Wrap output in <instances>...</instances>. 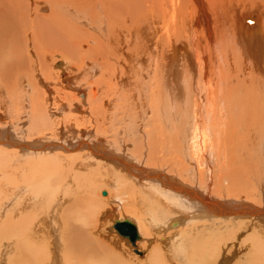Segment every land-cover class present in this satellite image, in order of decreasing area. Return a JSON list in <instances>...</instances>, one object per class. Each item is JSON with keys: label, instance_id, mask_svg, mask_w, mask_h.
Segmentation results:
<instances>
[{"label": "bare ground", "instance_id": "6f19581e", "mask_svg": "<svg viewBox=\"0 0 264 264\" xmlns=\"http://www.w3.org/2000/svg\"><path fill=\"white\" fill-rule=\"evenodd\" d=\"M113 74L138 86L116 123ZM251 138L264 140V0H0V237L22 236L0 257L78 264L112 207L136 245L152 229L169 249L136 264H264Z\"/></svg>", "mask_w": 264, "mask_h": 264}, {"label": "rangeland", "instance_id": "374dc122", "mask_svg": "<svg viewBox=\"0 0 264 264\" xmlns=\"http://www.w3.org/2000/svg\"><path fill=\"white\" fill-rule=\"evenodd\" d=\"M166 1V0H164ZM184 30H188L189 32H191L190 29H187L185 28ZM192 33V32H191ZM184 35V33H182ZM59 58V59H58ZM56 60H57V65L54 69V71L56 72H60L62 71L63 68L66 67V61H64L61 56H58L56 57ZM60 60V61H59ZM233 62H236L233 60ZM60 77L62 79L65 78V75L61 74ZM89 79H86V78H83V82H86L88 81ZM110 80H111V83L113 84L111 87H108V88H102V91L104 93H108V92H113L115 93L116 95V101H117V104L115 106H113L109 111H108V119H111L113 118L114 122L116 123L117 120L119 118H123L125 117L129 112L127 111V106H128V103L130 101V98L132 97V93L136 94V89L138 88V86H135V84L133 83L132 80H122V79H119L118 77H116L115 74L111 75L110 76ZM83 86V85H82ZM85 86H83L84 88ZM86 92V90H85ZM85 97V96H84ZM68 110H71V108L68 107ZM139 114H140V111L138 114L133 115L131 114L129 117H127V122L126 123H123L122 126H127L126 129H132L134 124L139 120ZM108 125V127H106L107 129L111 126L109 124H106ZM117 126H120V125H117ZM222 128V126H217L216 128ZM112 128V127H110ZM65 131H66V128L64 127ZM205 130V129H204ZM207 132H209L208 134V137L207 135L205 137H202V139H205L204 141H209L211 143V141L214 139V132L211 128H208L206 129ZM211 131L213 133H211ZM211 133V134H210ZM213 134V135H212ZM200 136V135H199ZM212 136V138H211ZM199 137V139L201 138ZM210 137V138H209ZM253 139V140H252ZM252 142L249 143V146H255L257 148L254 147V153H255V156H254V159H253V163H255L254 167H256V169H258L260 172H262V174L259 176L258 173L256 174L257 179H259L260 183L263 185L264 187V140H263V144H261L262 140L260 138L256 140H254V138H251ZM100 143H102V139H99L98 140ZM253 141L255 142L253 144ZM260 141V144H258L257 142ZM119 142V141H118ZM128 146H130V148H132L131 144H132V141L129 140V142H126ZM129 143V144H128ZM263 145V146H262ZM208 147L210 148V151L212 150V145L210 147V144L208 145ZM259 147V148H258ZM260 150V151H259ZM127 152V151H125ZM262 152V153H261ZM257 153V154H256ZM261 154V156H260ZM214 155V154H213ZM168 159V160H167ZM260 159V161H259ZM257 160L258 162H260V166L257 164ZM169 161V162H168ZM171 161H173L171 163ZM176 160H174V155L173 156H168L166 159H165V163H168L167 165L165 166H170L171 168L175 169L176 166H174ZM173 165V166H172ZM262 166V167H261ZM85 171H95V169L93 167H86L84 169ZM216 169H213V171H215ZM216 172V171H215ZM58 179V175H55L52 179V183L46 187L44 191L41 192V194H45V193H50L51 189L50 186H52L55 181ZM107 184H108V181H107ZM260 184V187L262 186ZM259 187V188H260ZM224 188V187H223ZM252 188V187H250ZM259 188L257 189L258 192L259 191ZM250 190V189H248ZM223 191H226V190H223ZM252 191V190H251ZM17 194L16 192L12 194L15 195ZM153 205V204H152ZM111 206H114L113 203L110 204V207ZM10 207H17V210L19 212V208L17 205H11ZM86 208V207H85ZM264 208V203H263V206L260 207V209ZM113 208H108L107 210H105L103 212V214L101 215V217H99V220H100V226H99V229H100V235H101V238H98L97 234L99 235V231L98 233H94V234H90V235H85L86 239L85 241L82 240V242H85L84 243V250H83V255L81 256V258L79 259V263L78 264H124V263H121L117 257V253H120V252H123V256H125L124 258L129 262V264H136L134 262H136L135 260H139V261H145V262H148L150 261V258H153L154 255H155V251H158L160 249V246L164 248V251L166 253L169 252V249L168 247L165 245V243H162L159 241V237L160 235L162 234H158L156 232H154L152 229H151V233L147 234L150 235L148 236L149 240H145L144 242H142L139 246L136 245L134 246L130 239L127 238V237H123L116 229H114V219L116 218H119L120 216H116V211L115 210H112ZM154 209V208H152ZM10 210V209H9ZM149 210V209H148ZM148 210H145V214H143L145 216H150V214L152 213L151 211L148 213L147 211ZM111 216L113 218H111ZM122 216V215H121ZM142 217V216H141ZM76 224L78 225V222H76ZM85 224L87 223H84V229L88 230L89 231V224H87L85 226ZM12 225V224H11ZM17 227L16 225H12V226H9L7 227L6 229L8 230V233L9 235L6 233V236L4 237H0V240H6L7 238L11 241V237H17V239L20 241L21 243V239H22V236H19V230H17V233H16V230H15V233H14V229L12 230V228H15ZM11 228V229H10ZM13 231V232H12ZM14 233V234H12ZM17 234V235H15ZM96 234V235H95ZM103 234V235H102ZM153 236H152V235ZM157 234V235H156ZM12 235V236H11ZM143 235V234H142ZM92 236V237H90ZM21 237V239H20ZM104 237V238H103ZM3 238V239H2ZM96 238V239H95ZM107 238V239H106ZM145 238V237H144ZM95 239V240H94ZM16 240V239H15ZM18 240H16V244L20 246V243L18 244ZM141 240V239H140ZM140 240L136 241L137 243L139 242L140 243ZM102 242V243H101ZM109 243V244H108ZM113 243V244H112ZM101 244V245H100ZM104 244V245H103ZM109 245V246H108ZM24 245L21 244L20 247H22ZM103 246V247H102ZM106 246V247H105ZM113 246V247H112ZM109 248H112L109 249ZM116 248V249H115ZM138 249L140 251V253H137L135 251V249ZM23 249V257L26 256V250L24 247H22ZM116 250V251H115ZM25 251V252H24ZM91 251V252H90ZM93 252V253H92ZM96 252V253H95ZM66 256H69L70 258V261L75 264V261H73L74 259V254H72L70 256V253L69 251L66 253ZM167 258L170 257L169 254L166 255ZM27 257V256H26ZM25 257V258H26ZM97 257V258H96ZM14 258H15V254L14 253H7V256L5 257H0V261H1V264H10L11 261L13 264L14 262ZM131 260V261H130ZM10 261V262H9ZM93 261V262H91ZM170 263H173V264H179L177 263L178 261L174 258V259H171V260H168ZM3 262V263H2ZM90 262V263H89ZM33 263V262H32ZM31 263V264H32ZM35 263V262H34ZM33 263V264H34ZM36 264V263H35ZM127 264V263H126Z\"/></svg>", "mask_w": 264, "mask_h": 264}, {"label": "water", "instance_id": "95a60500", "mask_svg": "<svg viewBox=\"0 0 264 264\" xmlns=\"http://www.w3.org/2000/svg\"><path fill=\"white\" fill-rule=\"evenodd\" d=\"M106 194V191L103 192ZM114 228L123 236L128 237L131 241V243L135 246L136 240L140 237L136 224L129 220L128 218H125L123 220L116 219L114 223ZM135 251L137 253H140V251L136 248Z\"/></svg>", "mask_w": 264, "mask_h": 264}]
</instances>
